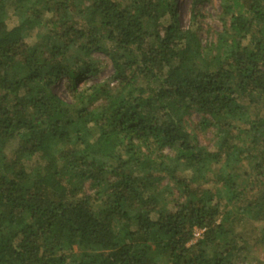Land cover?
Wrapping results in <instances>:
<instances>
[{"label":"trees","instance_id":"obj_1","mask_svg":"<svg viewBox=\"0 0 264 264\" xmlns=\"http://www.w3.org/2000/svg\"><path fill=\"white\" fill-rule=\"evenodd\" d=\"M205 1L184 27L178 0H0V264L250 258L245 227L264 225V0H220L214 32ZM95 52L116 85L89 83Z\"/></svg>","mask_w":264,"mask_h":264},{"label":"rangeland","instance_id":"obj_2","mask_svg":"<svg viewBox=\"0 0 264 264\" xmlns=\"http://www.w3.org/2000/svg\"><path fill=\"white\" fill-rule=\"evenodd\" d=\"M193 2L194 0H178L177 9L178 16L181 24L184 27H188L190 24L191 17L193 15ZM197 11H199L204 17L201 19L203 29L211 30L212 32L218 31L221 29V22L219 20L220 13V0H207L203 3H200L196 6ZM11 12V11H10ZM10 26L15 24V18L12 16L9 19ZM201 37L205 39L206 33L204 30L200 33ZM35 41V38L32 36L28 39V42L32 44ZM94 57L99 60L100 63V72L99 74L89 79L90 84H109L110 86H114L117 84L116 73L114 66L110 59L103 52H95ZM55 91L63 98L68 99L67 90L65 88V80L60 81L55 86ZM68 101V100H67ZM199 120V116L197 114H193L191 117V121ZM212 130H208L204 133H201L199 136V141L201 145L207 146L210 149L212 148ZM166 183V181L164 182ZM264 225L262 224H254L252 226H247L245 229L249 232L248 237L251 240V249L249 251L250 258L244 262V264H264V241H258V236L261 234V230ZM203 231L197 229L195 234H199V236H195L193 242L196 239L200 238Z\"/></svg>","mask_w":264,"mask_h":264},{"label":"built area","instance_id":"obj_3","mask_svg":"<svg viewBox=\"0 0 264 264\" xmlns=\"http://www.w3.org/2000/svg\"><path fill=\"white\" fill-rule=\"evenodd\" d=\"M195 236L197 237V236H199V234H195Z\"/></svg>","mask_w":264,"mask_h":264}]
</instances>
